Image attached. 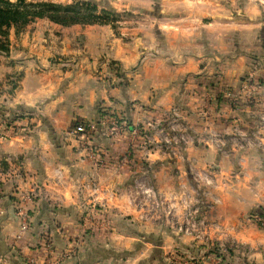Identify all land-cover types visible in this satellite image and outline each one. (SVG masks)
<instances>
[{"label": "crops", "instance_id": "1", "mask_svg": "<svg viewBox=\"0 0 264 264\" xmlns=\"http://www.w3.org/2000/svg\"><path fill=\"white\" fill-rule=\"evenodd\" d=\"M103 5L129 19L113 27L38 18L1 40L0 264H168L172 250L192 264H264V146L233 140L234 129L256 130L264 112V0ZM248 77L260 82L259 106L238 98ZM175 117L187 142L151 147ZM114 121L124 126L116 130ZM78 122L93 125L86 140L71 133ZM209 168L216 177L210 196L219 199L206 213L217 223L216 253L142 219L132 192L147 174L177 204L182 190L198 191L195 174ZM89 179L100 185L95 194L81 189ZM27 192L34 200H21ZM94 200L104 229L81 226ZM19 206L31 217L23 233Z\"/></svg>", "mask_w": 264, "mask_h": 264}, {"label": "built area", "instance_id": "2", "mask_svg": "<svg viewBox=\"0 0 264 264\" xmlns=\"http://www.w3.org/2000/svg\"><path fill=\"white\" fill-rule=\"evenodd\" d=\"M260 82L248 77L245 79L241 85V91L238 98L242 99L244 103L248 105H258L260 104ZM236 99V98H235ZM209 106L206 103L200 105V114L207 119L209 117ZM176 111V108H174ZM174 115H177L174 113ZM169 130H165L162 126L159 127L160 134L157 140L153 142L151 147L160 150H173L175 146L180 143H185L189 139L188 133L185 129L178 126V121L176 117L170 121ZM258 128L254 131H242L234 129L233 140L236 139L240 145H252L256 144L258 146H264V112H260L257 117ZM124 125L117 124L113 122L114 129H121ZM210 123L206 121L205 128L209 129ZM93 128L92 124L78 122L71 129V133L78 135L83 140H86L85 134H87ZM208 131V130H207ZM132 132L135 135H142L143 141L147 143L151 137L147 135L145 129H138L134 127ZM210 138L215 142L219 141V135L211 130L208 131ZM151 140V139H150ZM86 151L94 153L97 150L91 144H86L84 147ZM127 160V155H124L119 159L121 164L125 163ZM214 171L212 169H204L202 173H196L195 179L198 182V191L195 192V197L190 198L188 191L180 195L177 199V204L173 199L167 198L148 181L147 174H141L136 177L133 187V196L135 203L140 211V217L144 220L146 219H158L164 218L165 221L169 222L170 225L176 227L178 232L190 236L195 241H204V243H213V239L210 235V229L216 228L217 224L210 222L204 214V210L212 209L214 205L219 202L218 197L210 196V189L214 186ZM211 187V188H209ZM82 190H87L90 194H95L100 190V185L89 179L85 181L81 186ZM34 197V194L27 193L21 195V200H28L30 197ZM104 205V204H101ZM180 205L183 209L181 216L179 217L175 208ZM100 204L95 200L88 203L85 206L84 211V226L92 224L90 222L91 215L94 213L95 208L99 207ZM102 207V206H101ZM18 220H19V230L21 232L25 231L29 225V216L26 215L25 211L18 210ZM179 219V220H178ZM259 223L264 227V217H260ZM217 250L221 247L218 244ZM168 260L172 264H192L193 258L185 259L181 256L178 258L168 256Z\"/></svg>", "mask_w": 264, "mask_h": 264}, {"label": "trees", "instance_id": "3", "mask_svg": "<svg viewBox=\"0 0 264 264\" xmlns=\"http://www.w3.org/2000/svg\"><path fill=\"white\" fill-rule=\"evenodd\" d=\"M117 16V11L108 6L98 10V5L93 0H74L68 4L51 1L0 0V35L6 37V30L10 26L20 29L36 18H46L63 26L111 24L116 27ZM74 126L75 124L72 127Z\"/></svg>", "mask_w": 264, "mask_h": 264}, {"label": "rangeland", "instance_id": "4", "mask_svg": "<svg viewBox=\"0 0 264 264\" xmlns=\"http://www.w3.org/2000/svg\"><path fill=\"white\" fill-rule=\"evenodd\" d=\"M27 1H51V2H57V3H61V4H68V3H72L74 0H71L70 2H67L68 0H62V1H60V0H27ZM93 1H95L96 2V4L98 5V10L99 9H102V8H104V7H106L105 5H103V2L104 1H106V0H93ZM108 8H112V7H110V6H108ZM118 13V16L116 17V20H117V25H119V22H122L123 20H126V19H129V17H128V15L126 14V13H123V12H117ZM36 19H38V18H36ZM36 19H34V20H36ZM34 20H32V21H34ZM32 21H30V22H32ZM30 22H28L27 24H29ZM26 24V25H27ZM25 25V26H26ZM24 26V27H25ZM10 27H14V26H10ZM9 27V28H10ZM24 27H22V28H20V29H16L15 27H14V29H15V31L18 33L19 31H21ZM9 28L6 30L7 32V35H6V37L8 36V32H9ZM6 37H3V36H1L0 35V48L2 49V47H1V45H3V43H4V41H1L3 38L5 39ZM4 46V45H3ZM259 94H260V92H259ZM260 104H258V105H254V106H259ZM149 124V123H148ZM150 125V124H149ZM155 149H157V148H155ZM203 171V170H202ZM202 171H199L198 173H202ZM215 179H216V177H215ZM215 179H214V181H215ZM196 183L198 184V182L196 181ZM197 188V187H196ZM209 188H211V187H209ZM211 191H212V188L210 189ZM160 192V191H159ZM27 193H31V194H34L33 192H27ZM27 193H25V194H27ZM80 193V192H79ZM183 193H186V190H182L181 192H180V195H182ZM160 194H162V195H164L165 196V194L164 193H162V192H160ZM35 195V194H34ZM180 195H179V197H180ZM195 195V190H192V192H191V195H190V198L192 199V197H195L194 196ZM178 197V198H179ZM28 200H34V197H30ZM215 206V205H214ZM102 208L103 207H97V208H95V211H94V213H92V215H91V219H90V222L92 223V224H90V226H89V224L88 225H83L84 224V211H85V207H84V209L82 210V217H81V219H80V223H81V226H84L83 228H85V229H89V230H97V229H104L105 227H106V225L108 224V222L106 221V218L104 217V215L102 214ZM18 209L19 210H22V211H25L26 212V215L27 216H29V220H30V222H29V225L31 224V217H30V215H29V213H28V210L26 209V208H23V207H21V206H19L18 207ZM17 209V210H18ZM182 207L180 206V205H178L177 206V208H175V211L178 213L177 215L180 217L181 216V212H182ZM213 209V208H212ZM212 209H208V210H204L203 212H204V214H205V217H206V213H209V211L210 210H212ZM207 218V217H206ZM147 220H156V221H154V222H160L159 224H161V225H163L164 227L166 226V225H168V226H171L170 225V223L169 222H167V221H165L164 220V218H158V219H146L145 221H147ZM179 220V219H178ZM142 221H144V220H142ZM259 222V221H258ZM165 223V224H164ZM214 223H216V222H214ZM217 224V223H216ZM29 225H28V227H29ZM27 227V228H28ZM18 228H19V226H18ZM177 234H181V235H186V234H183V233H181V232H178L175 228L176 227H171ZM217 228V227H216ZM216 228H212V229H210V235H211V238L213 239L212 241H213V243H204V241H195V242H197V243H200L201 245H206L208 248H210V249H212V251L214 252V253H216V249H217V243L214 241L215 240V238H214V236L212 235V232H213V230L214 229H216ZM27 230V229H26ZM24 232V231H23ZM23 232H21L20 230H19V233H23ZM186 236H188V235H186ZM188 237H190V236H188ZM191 238V237H190ZM209 245V246H208ZM173 251V253H171L170 251L169 252H167V254H166V256H167V258H168V256H172V257H176V258H178L179 256H181V257H183V258H185V259H188V258H191V257H188V255H186L184 252H182V251H177V250H172ZM169 253H170V255H169ZM168 260V259H167ZM30 261L32 262L33 261V258L31 259L30 258ZM167 263L168 264H172L169 260L167 261Z\"/></svg>", "mask_w": 264, "mask_h": 264}]
</instances>
